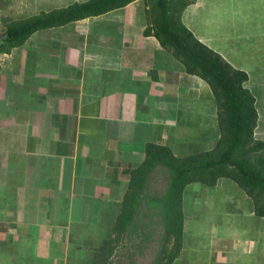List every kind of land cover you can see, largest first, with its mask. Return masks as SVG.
Returning a JSON list of instances; mask_svg holds the SVG:
<instances>
[{
    "label": "crops",
    "instance_id": "1",
    "mask_svg": "<svg viewBox=\"0 0 264 264\" xmlns=\"http://www.w3.org/2000/svg\"><path fill=\"white\" fill-rule=\"evenodd\" d=\"M125 7L45 33L46 48L37 31L11 60L0 55V264H79L76 231L121 199L146 144L176 153L200 142L212 89ZM236 235L191 264H264V229Z\"/></svg>",
    "mask_w": 264,
    "mask_h": 264
},
{
    "label": "rangeland",
    "instance_id": "2",
    "mask_svg": "<svg viewBox=\"0 0 264 264\" xmlns=\"http://www.w3.org/2000/svg\"><path fill=\"white\" fill-rule=\"evenodd\" d=\"M75 1L84 0H0V42L11 21L67 6ZM193 1L194 3L190 4L183 13L184 22L192 26L191 29L199 39H203V42L206 41L209 46L219 51L234 67L248 72L249 78L245 86L255 96L259 114L255 137L264 140V0ZM146 8L145 0H136L128 4L123 11L126 10L127 14L132 11L134 17H139L138 22L147 19L148 25ZM41 32L43 40L39 43L42 48H46L47 41L44 39V34L53 35L56 33V28L40 30ZM13 50L14 48L9 57L6 56L7 59L13 57H10ZM2 54L0 52V55ZM26 82L25 87H28L31 81ZM1 106L5 112L6 105L1 104ZM215 107L212 111L201 110L202 119L197 133L199 138L197 141L200 142L197 144L194 140L195 135H192L189 143L186 144L188 148H181L179 151L177 149L175 154L198 153L215 146L220 135L216 127ZM207 139L208 143H205ZM154 172L151 173L152 176L147 181L148 187L143 194L153 199L157 198L159 206L155 204L148 206L147 209L142 206L138 213L140 220L136 218L139 220V226L135 227L133 234L124 235L116 244V249L111 253L110 258H106L102 255V247L106 240L115 243L114 223L120 212L124 193L127 191L128 183L125 184L121 199L106 201L103 212L99 215V221L94 223L93 227L88 224L90 226L76 231L77 238L74 245L72 243L74 239L72 241L70 238L72 250L76 248L82 252L86 250L87 257L79 264H154L157 250L161 245V236L166 232L162 206L170 182L168 171L157 167ZM143 204L147 206L145 202ZM183 218L184 242L176 259L180 264H191L190 261L195 260L196 253L202 249L229 251L231 239L239 232L250 238L264 229V218L254 213L251 198L234 181L226 178L219 179L213 187L200 183L187 186L183 198ZM70 259H75L73 254Z\"/></svg>",
    "mask_w": 264,
    "mask_h": 264
},
{
    "label": "trees",
    "instance_id": "3",
    "mask_svg": "<svg viewBox=\"0 0 264 264\" xmlns=\"http://www.w3.org/2000/svg\"><path fill=\"white\" fill-rule=\"evenodd\" d=\"M133 1H75L13 20L8 23L0 42V52L10 53L37 31L101 15ZM145 2L148 25L144 33L155 36L162 47L183 63L188 73L209 84L214 94L216 126L220 135L211 149L185 155L175 154L168 145L146 144L145 159L131 169L127 191L115 218V243L106 240L102 255L110 258L119 240L126 234H133L135 227L139 226L138 213L142 206L146 209L155 204L159 206L157 198L143 194L151 173L158 167L169 172L170 182L162 206L166 232L161 236L154 264H172L179 257L184 242L183 198L187 186L200 183L213 187L221 178L230 179L251 198L256 216L264 218V140L255 137L259 114L256 98L245 86L248 72L234 67L221 53L199 39L184 22L183 13L194 1ZM143 235L146 237L145 233Z\"/></svg>",
    "mask_w": 264,
    "mask_h": 264
}]
</instances>
